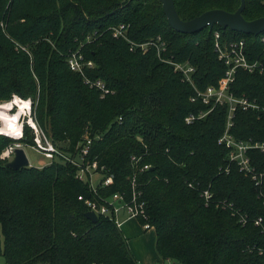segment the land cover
<instances>
[{
  "label": "trees",
  "instance_id": "16d2710c",
  "mask_svg": "<svg viewBox=\"0 0 264 264\" xmlns=\"http://www.w3.org/2000/svg\"><path fill=\"white\" fill-rule=\"evenodd\" d=\"M246 21L264 17V0H244ZM183 21L219 9L235 12L241 0H173ZM122 26L123 37L113 32ZM243 42L249 62L264 65V33L242 34L214 25L189 36L174 31L158 0H0V102L30 99L35 120L57 148L72 153L88 134V159L113 176L98 193L134 191L143 204L137 219L155 230L156 252L177 264H264V183L256 185L218 143L227 106L185 124L193 87L155 49L138 45L161 37L162 57L195 68L197 89L217 86L226 67L214 50ZM91 62L82 74L71 53ZM86 79L110 91L101 97ZM229 93L264 107V74L238 70ZM121 118V120H120ZM230 133L264 143V114L237 109ZM98 137V139H94ZM0 135V155L11 143ZM24 144L32 135L24 130ZM264 174V152H249ZM0 159V256L5 264H138L113 221L86 218L92 199L72 165L7 168ZM144 165L149 166L141 172ZM134 181V188L132 182ZM210 198L206 200L203 193Z\"/></svg>",
  "mask_w": 264,
  "mask_h": 264
},
{
  "label": "built area",
  "instance_id": "2783aa9c",
  "mask_svg": "<svg viewBox=\"0 0 264 264\" xmlns=\"http://www.w3.org/2000/svg\"><path fill=\"white\" fill-rule=\"evenodd\" d=\"M114 37H123L125 35L122 31V26L115 29L113 32ZM142 52H147L149 49H155L157 58L161 61L167 62L173 67V70L182 76V79L190 84L194 89V95L190 97L192 103L201 102L206 107L205 110L198 111L197 113H190L184 118L185 124H192L196 121L204 119L209 113H211L218 106H227L226 125L222 136L219 138L218 143L228 149V159L230 162L235 163L239 168V171L243 172L246 176L250 177L256 185L264 183V174L257 173L251 165V159L249 152L251 150H259L264 152V143L258 142H244L237 141L230 133V129L233 126L234 112L237 109L244 111H260L264 114V107L250 102L246 98H235L229 93V86L235 79V74L238 70H243L248 73L258 72L264 74V65L259 62H249L244 54L243 42L238 43H224L221 41V35L218 31L214 32V50L217 54L219 61H221L226 67L224 75L219 79L217 86H208L203 90L197 89L194 83L195 68L188 63H177L170 60H165L162 57L166 52V47L161 39L157 37L154 41L146 42L138 45ZM68 65L73 72L81 73L85 67L91 66V62L82 61L81 55L78 53H71L68 56ZM86 84L98 89L101 93V97L109 94L110 91L106 88L103 82L100 80L86 79ZM20 100L28 104L25 110L19 109L16 106L15 101ZM11 105L12 111L17 109L16 123L20 125V130L17 136H10L0 133V135L11 138L13 142L8 145L1 153L0 159L4 162H9L17 149H22L25 146H30L36 152L40 153L48 163L51 164L54 161H59L65 164L72 165L76 172L75 178L80 182L85 183L91 195L92 199L83 198L78 196V200L83 201L88 207L89 211L93 212L97 217H105L115 223V225L121 229L123 222L127 219L137 220L143 215V204L136 202V197L139 194L132 192V198L128 202L125 195L122 193H114L109 197H102L98 192L113 184V176L108 174L104 168H100L96 161H90L88 155L93 143V138L88 134L84 137L81 144L75 147V150L70 153H65L55 146L51 137L47 135L37 124L35 115L32 109V101L30 99L23 100L16 95H12L11 99L5 102L3 105ZM1 106V105H0ZM9 111V114H10ZM121 120V118H120ZM28 129L30 135H32L33 144L27 145L21 141L24 139V130ZM94 139H98L95 137ZM149 166L144 165L141 172L147 170ZM98 174L101 178L94 183L93 177ZM134 188V181L132 182ZM206 200L210 198L207 191L203 193ZM123 216V217H122ZM144 230L153 228L148 223L142 225Z\"/></svg>",
  "mask_w": 264,
  "mask_h": 264
},
{
  "label": "water",
  "instance_id": "95a60500",
  "mask_svg": "<svg viewBox=\"0 0 264 264\" xmlns=\"http://www.w3.org/2000/svg\"><path fill=\"white\" fill-rule=\"evenodd\" d=\"M161 3L162 11L167 19L169 26L179 34L182 35H195L205 28L212 29L214 25H219L222 28H228L231 31L259 36L264 33V17L246 21L242 12L245 7V1L241 0V5L238 9L229 13L223 10L214 9L209 10L201 15L187 21H183L179 18L173 0H158ZM262 114V113H260ZM7 168L12 170H20L30 166L29 161L24 153L23 149H17L13 158L6 163ZM86 218L96 222L97 216L88 211Z\"/></svg>",
  "mask_w": 264,
  "mask_h": 264
},
{
  "label": "crops",
  "instance_id": "0c3cea01",
  "mask_svg": "<svg viewBox=\"0 0 264 264\" xmlns=\"http://www.w3.org/2000/svg\"><path fill=\"white\" fill-rule=\"evenodd\" d=\"M120 230L127 238L128 247L138 264H177L164 260L157 254L153 228L144 230L137 220L131 218L123 222Z\"/></svg>",
  "mask_w": 264,
  "mask_h": 264
},
{
  "label": "bare ground",
  "instance_id": "6f19581e",
  "mask_svg": "<svg viewBox=\"0 0 264 264\" xmlns=\"http://www.w3.org/2000/svg\"><path fill=\"white\" fill-rule=\"evenodd\" d=\"M15 104L19 107L20 111L25 110V107L28 106L26 102L20 100H16ZM11 107L12 106L9 104L0 106V133L17 136L20 130V125L16 123L14 117L8 113V111L11 110Z\"/></svg>",
  "mask_w": 264,
  "mask_h": 264
},
{
  "label": "rangeland",
  "instance_id": "374dc122",
  "mask_svg": "<svg viewBox=\"0 0 264 264\" xmlns=\"http://www.w3.org/2000/svg\"><path fill=\"white\" fill-rule=\"evenodd\" d=\"M4 103L5 102H0V105H3ZM9 111H8V113H9ZM16 112H17V109L14 108L12 111H10V115H14V114H16ZM16 118H17V115L14 116L15 121H16ZM0 125H1V121H0ZM22 149L24 150V153H25L31 167H37L38 168V167H42L48 163V160H46L40 153H38L34 149H32V147L25 146ZM100 178H101V176L96 174L93 177L94 183H96ZM1 248H2V236L0 234V250H1ZM2 262L4 263V260L0 256V264H2Z\"/></svg>",
  "mask_w": 264,
  "mask_h": 264
}]
</instances>
